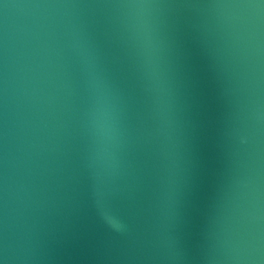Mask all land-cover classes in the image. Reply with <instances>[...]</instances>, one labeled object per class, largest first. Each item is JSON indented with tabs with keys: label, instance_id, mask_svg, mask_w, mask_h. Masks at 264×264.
I'll return each mask as SVG.
<instances>
[{
	"label": "water",
	"instance_id": "95a60500",
	"mask_svg": "<svg viewBox=\"0 0 264 264\" xmlns=\"http://www.w3.org/2000/svg\"><path fill=\"white\" fill-rule=\"evenodd\" d=\"M0 264H264V0H0Z\"/></svg>",
	"mask_w": 264,
	"mask_h": 264
},
{
	"label": "clouds",
	"instance_id": "9594fccd",
	"mask_svg": "<svg viewBox=\"0 0 264 264\" xmlns=\"http://www.w3.org/2000/svg\"><path fill=\"white\" fill-rule=\"evenodd\" d=\"M238 140L241 144L246 143L248 140V136L246 134H238Z\"/></svg>",
	"mask_w": 264,
	"mask_h": 264
}]
</instances>
